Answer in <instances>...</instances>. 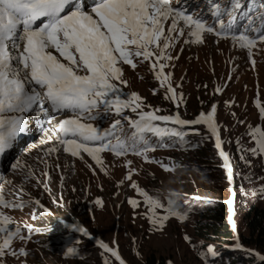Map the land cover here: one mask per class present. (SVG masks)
Instances as JSON below:
<instances>
[{
    "label": "rangeland",
    "instance_id": "1",
    "mask_svg": "<svg viewBox=\"0 0 264 264\" xmlns=\"http://www.w3.org/2000/svg\"><path fill=\"white\" fill-rule=\"evenodd\" d=\"M189 1L171 0L169 5L188 6ZM199 2L202 6L196 12L207 5V0ZM163 25L159 45L170 37L165 55L171 59L160 63L167 65L164 73L170 74L178 100L183 97L179 106L166 98V84L161 87L156 79L152 67L160 50L156 45L153 58H134L135 68L123 62L117 65L126 83L112 81L119 89L116 95L128 100L136 93L142 100L137 112L159 110L156 114H179L187 121L207 114L215 105L220 149L227 155L232 180L219 157L217 138L203 123L182 127V140L171 150L156 148L126 156L98 153L99 164L83 151L73 160L60 150L49 153L56 146L50 125L52 131L36 135L16 150L5 169L0 216L8 219L0 221V226L32 230H24L13 243L3 242L0 264H211L207 257L215 256L216 242L195 234L199 217L193 210L200 202L226 204L235 242L239 245L241 236H248L249 208L264 210V153L259 151L256 135L257 129L264 132V41L247 49L204 32L202 42L194 43L196 38L182 20L176 32H168L171 18ZM180 28L184 35H178ZM102 111L103 107L94 110L101 127L137 116L131 108L122 109L120 116H105ZM127 129L117 131L126 140L132 136ZM141 193L161 206L152 209ZM171 211L184 215L179 218ZM164 216L168 219L161 221ZM74 222L115 251L120 261L72 231L69 224ZM69 248L74 249L72 254ZM249 251L260 255L253 247Z\"/></svg>",
    "mask_w": 264,
    "mask_h": 264
},
{
    "label": "snow or ice",
    "instance_id": "2",
    "mask_svg": "<svg viewBox=\"0 0 264 264\" xmlns=\"http://www.w3.org/2000/svg\"><path fill=\"white\" fill-rule=\"evenodd\" d=\"M243 7V0H232L231 5L224 9L216 3L213 16L217 17V23L206 25L199 17L175 11L168 0H101L91 9L98 19L88 13L86 3L82 5L81 0H0V153L11 146L18 134L27 130L28 119L32 114L49 115V108L45 104L50 106L53 113L69 110L76 117L64 119L58 124L63 150L72 156L79 155L81 151L87 152L98 164L101 163L98 153L106 150L117 156L129 151L138 155L150 151L153 146L147 138L148 134L157 135L161 132L155 123L157 121L180 126L206 124L217 138V148H220L214 122L215 105L211 111L201 113L194 121L184 120L179 114H156L159 110L140 111L139 119L131 122L134 132L127 140L117 136V129L122 130L120 121L102 132L80 120L95 119L94 110L101 106L108 111L114 108L117 114L124 108H131L133 112L141 109L142 100L136 93H132L128 100H121L116 95L119 89L112 81L126 83L121 79L123 74L118 63L123 62L135 68L134 58L142 57L147 61L155 55L153 45L160 49L159 55H156L159 70H156V64L152 65L156 79L160 81L161 87L168 84L166 98L179 106L183 97L178 100L170 83V74L164 73L167 65L160 63L171 59L165 55V50L170 47L167 42L170 37H165L166 42L162 47L159 45L164 36L163 22L171 18L168 32L172 33L177 31L178 22L182 20L184 26L190 29L189 34L196 38L194 43L202 42L201 33L215 32L217 36H231L241 48L251 49L257 40L264 41V32L254 26L255 21L259 20L264 27V0H261L259 8L252 7V0H248V7L255 16L248 17L245 31L237 32L231 21L225 24L218 19L222 11L234 17ZM66 9L75 10L62 15ZM41 18L43 22L37 26ZM178 35H184L183 28H180ZM50 49H55L67 63L53 55ZM164 133L182 140L181 133L175 129L165 128ZM256 135L259 137V151L264 153V132L257 129ZM113 138H116V143L112 142ZM57 150L54 146L48 152ZM256 150L253 149L254 152ZM220 155L224 157L225 167L230 168L227 155L223 151ZM132 186L136 187L135 184ZM141 194L145 195L146 203L152 209L161 206L157 199L146 193ZM4 203L0 196V204ZM130 203L136 204L135 201ZM172 205L173 202L169 200V209ZM171 215L182 218L184 213L171 211ZM7 219L0 216V221ZM167 219L168 216H164L161 221ZM152 222L156 223L155 220ZM160 227H163L162 222ZM5 231L0 228V233ZM4 243L7 244L8 240ZM101 247L117 256L107 245ZM2 248L3 245H0V250ZM67 251L72 254L74 249L69 248Z\"/></svg>",
    "mask_w": 264,
    "mask_h": 264
},
{
    "label": "trees",
    "instance_id": "3",
    "mask_svg": "<svg viewBox=\"0 0 264 264\" xmlns=\"http://www.w3.org/2000/svg\"><path fill=\"white\" fill-rule=\"evenodd\" d=\"M194 208L197 213L195 234L216 242V254L207 257L211 264H264V210L253 205L246 213L248 236H241L240 244L234 240L233 231L227 222L228 206L223 203L200 202ZM241 247V248H240ZM257 251L260 255L251 253Z\"/></svg>",
    "mask_w": 264,
    "mask_h": 264
},
{
    "label": "bare ground",
    "instance_id": "4",
    "mask_svg": "<svg viewBox=\"0 0 264 264\" xmlns=\"http://www.w3.org/2000/svg\"><path fill=\"white\" fill-rule=\"evenodd\" d=\"M236 44V43H235ZM204 126L206 127V130L209 132V133H211V131L208 129V126L206 125V124H204ZM212 134V133H211ZM213 136V135H212ZM214 138H215V136H213ZM47 142V141H46ZM217 145V144H216ZM217 147V146H216ZM221 148V147H220ZM220 148H217V150H218V153H220L221 152V149ZM31 151V150H30ZM103 154H105V153H103ZM105 155H108V154H105ZM221 161H222V163H225V160H224V157H222L221 156ZM228 164H229V162H228ZM228 172H230L229 171V169H228ZM69 227L71 228V229H73V230H75L76 228H78V227H81V226H79L76 222H74V224H69ZM83 227V226H82ZM69 228V229H70ZM72 230V231H73ZM90 237V239L91 240H93V239H95L94 237H92V236H89ZM95 243L97 244V245H99V246H101V245H103L102 244V242L101 241H99V240H96L95 241ZM110 252V251H109ZM118 256V255H117ZM117 256H115V259H117ZM118 261H120V259H117Z\"/></svg>",
    "mask_w": 264,
    "mask_h": 264
},
{
    "label": "water",
    "instance_id": "5",
    "mask_svg": "<svg viewBox=\"0 0 264 264\" xmlns=\"http://www.w3.org/2000/svg\"><path fill=\"white\" fill-rule=\"evenodd\" d=\"M219 157L221 158V155H219ZM224 169L228 171V168L225 167V163H224ZM228 174H229V176H230V178H231V173L228 172ZM231 180H232V178H231ZM228 205H229V207H230V206L232 205V203L228 202ZM121 262H122V261H121Z\"/></svg>",
    "mask_w": 264,
    "mask_h": 264
}]
</instances>
